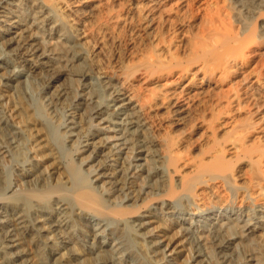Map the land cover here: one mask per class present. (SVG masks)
<instances>
[{
	"label": "bare ground",
	"instance_id": "bare-ground-1",
	"mask_svg": "<svg viewBox=\"0 0 264 264\" xmlns=\"http://www.w3.org/2000/svg\"><path fill=\"white\" fill-rule=\"evenodd\" d=\"M198 1L0 0V135L4 123L17 134L0 143V161L17 168L0 170V264H264V146L252 151L235 132L190 166L181 154L202 133L204 86L256 54V109L242 132L264 125V0ZM181 28L177 54L165 34ZM141 76L165 82L136 92ZM215 208L236 216L218 220ZM238 245L248 262L232 257Z\"/></svg>",
	"mask_w": 264,
	"mask_h": 264
},
{
	"label": "rangeland",
	"instance_id": "rangeland-1",
	"mask_svg": "<svg viewBox=\"0 0 264 264\" xmlns=\"http://www.w3.org/2000/svg\"><path fill=\"white\" fill-rule=\"evenodd\" d=\"M200 1H202V0H200ZM200 1H198L196 6L199 5ZM173 5H174L173 6L174 10H177L178 5H179V11L182 14L188 13L186 11H189L188 10L189 8L186 7V5L183 6V7L180 4H177V3H175ZM175 12L176 11H170V12L166 13L164 17H168L170 22H171L172 21L171 19H174V18L176 19L177 13H175ZM185 30L186 29H183V31H182V28H181V30H177L176 31L177 33L176 32L173 33L172 31H170V32H167L165 34V36H167V38L172 40L173 44H175V46H176L177 42L179 44V39L182 40L184 38ZM175 46L173 47V51H176L177 54L180 52L179 54H181L182 53V47L178 46V48H177V46L176 47ZM263 51H264V49H263ZM256 55L257 56H254L253 59L250 60L248 65L245 64L246 66L245 65L241 66V64L239 66H236V65H234L236 62L235 63L233 62L234 63L233 64V68L230 69L229 72L226 71V72L222 73L221 71H218L216 73V75H215V78H213L211 80V82L208 83V85L206 84L204 86L205 87V92L203 94L204 95L203 96L204 97L203 98L204 99V103L203 104L206 107H203V109L204 108L206 109V112L204 113L205 121L201 125V128L199 129V132H202V133L201 134L200 133L195 134L181 148V154L184 157L183 160L186 163L189 162L188 166H190V164L193 163L195 157H197V158L202 157L203 156L202 152L203 151H207L209 146H212V143H213V140H214L213 137H217V139L220 142H222V143L226 142L227 148H228V145H229L228 143H229L230 138H232L235 135V132H237L238 135H242V140L240 142L242 144L246 145L249 149L251 148L250 150L256 151V150H258V148L260 149V148H262L264 146V125L262 124V121H259L258 125H256V128H253V129H250V130H244L242 132V128H244V126L242 124V121H245V119H247L250 116V112L253 113V112H255V109H256L255 105H253L254 104L253 103L254 99L252 100V98L255 97L254 95L257 92V90H255L256 89L255 88L256 84L253 85L254 84L253 80L255 78L254 77L252 78L251 75H249V72L253 68H255L256 65H257L256 67H259L262 64V60H263L262 58L263 57L261 56L262 57L261 58L260 55H258V54H256ZM259 61H260V63H257ZM198 66L199 65H197L196 67H194L192 69V73L189 74V77H193V73L198 70ZM234 66L236 68L238 67V69L234 68ZM196 74L194 76H196ZM248 75H249V77H247ZM198 76L201 77L202 74L201 75L197 74L196 78ZM164 82H165L164 79H162L160 81H159V79H156L153 83L150 82L149 84L148 83L144 84V79L141 76V77H138L136 80H134L132 82V85H133V90H135V91L137 90L140 93L146 94V92L148 90H147V88L145 86H147L148 88L156 87L158 85V83H164ZM40 84H41V82L38 81L37 84L34 85L35 90H34V87H33L32 91H30V93L32 94V92L34 90L35 94H37V92H36L37 91V85H40ZM141 87H142V89H144V90L146 89V90L145 91L138 90V89H141ZM192 93H194V91H192L191 94ZM236 93L239 94V98H237L238 94H236ZM29 96L30 95H29V92H28L27 97H29ZM71 100H73V99H71ZM71 100H70V103L72 102ZM12 101L13 102L16 101L15 103H18V106L20 107L18 109V111L20 112L19 113L20 117H25L26 118V119L24 118L25 122H26V123L25 122L24 123L31 128L30 129L31 132H34V133L37 134L38 132H35V129H37V125L33 122V119L30 117L29 111H27L28 108L25 107L26 105H24L21 100H20L21 101V105H19L18 98L15 99V100H12ZM73 103H75V102L73 101ZM22 104H23V106H22ZM57 108H58V110H56V111H57L58 114L56 116H58V117H56V119H58L60 117H61L60 119H62V116L63 115L65 116V110L63 108L61 109V107H57ZM253 109H254V111L252 112ZM21 111H23V112H21ZM59 115H60V117H59ZM258 115L259 114L256 115L254 113L253 114V116H254L253 120H255L256 118H258L260 116V115L259 116ZM165 128H167V127L165 125H163L162 129H165ZM14 129H13V127L11 125H8V124H5V123L2 125V129H1L2 131H1V135H0V138L2 137L1 139L2 140L4 139V142L1 141V139H0V143L2 145L3 144L6 145V142H5L6 139H7L6 141H9V142L11 141L12 142V141L15 140V139L13 140L15 135H16V138H17L16 130H14ZM211 129H213L214 131L216 130V131L213 132V130H212V132H211ZM7 133H8V135H7ZM213 133H214V135H213ZM38 134H40V133H38ZM3 137H5V138H3ZM201 146H202V148H201ZM200 149L201 150L204 149V150L200 151ZM45 150L48 151L49 147L46 146ZM227 151L228 152L226 153V155H227L226 157L231 161V163L232 164L239 163L237 161L241 160V158L239 156H242V155H240L238 153L239 154V156H238V154H236L235 152H231L230 150H227ZM244 160H247V159L245 158ZM3 162H5V161H3ZM3 162L0 161V165H1L0 166V170H2L3 174H7V172H10V170H12L15 173H17V170H16L17 168L14 165V163H11V165H10L9 163L7 164V163H3ZM248 163L249 164H245V165L242 166V169H241V172H240V174L242 173L241 177L243 176L242 179L244 177H246V178H244L246 181L248 180V177H249L248 175L251 174V170H252L251 168L254 169V166H251L250 162H248ZM263 168H264V166H263ZM263 171H264V169H263ZM262 176L264 177V172H263ZM263 185H264V180H262V186ZM202 191H203V193H202ZM222 191L220 193V197L221 198H219L221 200H223L224 198H227L228 195H230V193L228 191H224V190H222ZM199 192H200V195L203 194V195H201L202 197H206V196L208 197L210 195V193H208L210 191L208 189H206V188L200 189ZM226 195H227V197H226ZM236 202H237V205L240 204V201H236ZM258 202L259 201H257V203ZM217 209L218 208H215V209L212 210V215L215 218H217L218 220H220L221 218L224 219L223 221H226L228 218L236 216V213H238L237 211H239L238 207H236L235 208V212L236 213L231 211V212H225L228 215H226L225 213H223L225 215H222L221 212L219 211V209L218 210ZM242 210H243L242 214H245V212L247 211L245 209V207H243ZM4 213L7 214V212H4ZM83 222L85 224H88V226L91 227V228H93V227L97 228L100 225L99 224L100 223L99 220L97 218L93 217V216H90V215L89 216H85L83 218ZM100 239L102 241H104L105 243H107L108 239L106 237L105 238L101 237ZM106 247H107V249H109V251L107 252V254L110 255L109 257L110 258L111 257H115V259H116V253L113 250L112 245L109 243V244L106 245ZM237 248L240 249L238 252H237V250H238ZM237 248H236L235 251H233L231 253L232 257H234V258H236V257L239 258L240 257V259H243L244 262H248L249 261L248 259L250 258V256L248 255L247 250L245 249V247L243 245H238ZM185 253H186V251H183L181 254H177L178 255L177 256V259H178L177 263H179L184 258ZM236 254H237V256H236ZM113 259L114 258H112V260Z\"/></svg>",
	"mask_w": 264,
	"mask_h": 264
}]
</instances>
